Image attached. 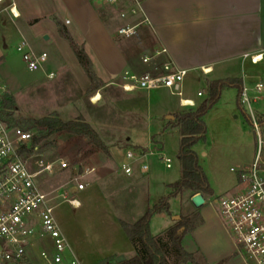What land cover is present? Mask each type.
<instances>
[{"label": "rangeland", "instance_id": "rangeland-1", "mask_svg": "<svg viewBox=\"0 0 264 264\" xmlns=\"http://www.w3.org/2000/svg\"><path fill=\"white\" fill-rule=\"evenodd\" d=\"M18 2L25 7L26 14L19 20L10 19L8 10L13 3ZM93 2L98 3V0ZM51 11L77 35L79 42L85 41L79 30H76L77 26L68 22L61 0H6L0 5V87L4 88L6 96L14 100L15 120H39L54 114L64 122L82 119L93 127L109 147L108 151L96 150L86 137L59 133L33 149L31 143L30 161L37 159L47 164L63 160L70 165L66 170H60L56 165L54 174L41 175L37 183L43 192L50 193L57 225L79 262L99 264L101 260L120 255L127 260L134 257L137 250L120 223L137 222L149 208L168 196L171 192L169 186L180 179L181 168L177 157L180 134L177 129H170L168 124L174 120L172 117L191 109L181 108V99L195 101L194 109L200 106L206 95L199 97L198 93L205 92L207 82L200 72H189L182 81L180 97L167 89L124 93L120 88L110 86L99 90L104 86L98 79L101 69L85 41L86 53L95 65L93 73L98 81L92 83L85 94H79L76 88L83 87L88 80L74 48L51 21L42 19L39 24L27 22L29 16L42 17L40 14L48 15ZM104 12L100 10L99 13L113 14L110 8ZM78 35L81 37L78 38ZM46 36L48 40H45ZM114 37L120 46H124L127 41L117 34ZM23 40L34 53L47 54V61L41 71L28 70L22 53L17 50ZM146 45L150 44L140 43L142 47ZM65 72L70 75L65 77ZM50 73L55 75L52 80L47 78ZM220 73L217 71L215 75L219 76ZM245 76L248 89H252L259 81L264 82V62L256 66L248 64ZM72 77H76V82ZM97 91L101 100L93 104L92 99ZM258 96L254 100L251 92V109L248 105L240 109L237 90L225 89L218 103L204 117L207 125L206 141L199 143L194 150L213 195L204 196L205 205L196 209L190 193L184 192L171 200L170 214L157 215L152 219L151 232L160 237L167 264H242L212 201L220 195L238 190V176L233 171L248 169L254 159L257 133L248 117L252 119V110L257 122L264 120V91ZM18 127L26 129L25 125ZM260 130L264 136V126H260ZM29 131L33 137L37 135V130ZM135 147H142L144 152L153 150L154 154L135 162L132 166L135 171L128 176L122 169L125 151ZM159 153L172 160L171 169H166ZM142 163L149 166L146 175H140ZM93 168L94 172L90 175H82L86 169ZM74 169L78 170L77 176L73 175ZM75 178L86 188L72 194V188L77 186ZM64 195L68 199L78 200L81 207L74 209L63 199ZM195 214L200 215L201 224L183 240V247L193 260L184 262L174 250L167 230L177 225L180 215ZM46 243L52 246L51 240L46 239ZM35 255L21 264H37Z\"/></svg>", "mask_w": 264, "mask_h": 264}, {"label": "built area", "instance_id": "built-area-1", "mask_svg": "<svg viewBox=\"0 0 264 264\" xmlns=\"http://www.w3.org/2000/svg\"><path fill=\"white\" fill-rule=\"evenodd\" d=\"M6 0H0L2 5ZM120 0H98L101 5H116ZM12 19L20 17L16 4L8 10ZM122 20L133 19L118 28L117 35L126 40H149L155 34V28L149 18L143 14L138 5L130 6L119 13ZM22 53L23 60L29 71H41L47 61V54L34 53L28 43L23 40L17 48ZM167 54L162 48L151 56H145L143 63ZM253 65L264 61V51L257 55H245ZM204 74L208 70H203ZM187 72L177 70L169 61L154 65L153 69L144 74L125 70L119 78L118 86L127 93L136 90L154 91L167 89L172 94L182 95V81ZM54 74H48L53 79ZM264 91V82L259 81L252 89L244 86L241 103L250 105V93L254 100ZM4 88L0 87V264H21L35 255L37 264H81L72 254V251L63 237L54 217V206L50 193L43 192L37 179L44 174L52 175L56 165L60 170L70 168L69 163L59 160L57 163L45 164L42 160L30 161V144L33 134L19 127H13L3 117ZM202 94L199 93V96ZM190 102L191 104H185ZM183 107H193L191 101L180 100ZM252 126L257 133V149L250 167L246 170L233 171L238 176V190L216 197L212 203L216 205L223 226L235 245L236 252L242 264H264V136L254 117L252 110ZM153 150H143L135 153L127 150L125 163L122 165L124 173L133 174V164L142 158L152 156ZM158 156L166 167L172 168V160L162 153ZM94 169H86L84 174L89 175ZM149 166L141 164L140 173L147 174ZM78 175V170H73ZM81 175V176H82ZM77 186L75 192L84 191L86 185L74 180ZM75 194V193H74ZM65 201L78 209L81 204L75 198ZM206 200V199H205ZM52 241V246L46 243Z\"/></svg>", "mask_w": 264, "mask_h": 264}, {"label": "crops", "instance_id": "crops-1", "mask_svg": "<svg viewBox=\"0 0 264 264\" xmlns=\"http://www.w3.org/2000/svg\"><path fill=\"white\" fill-rule=\"evenodd\" d=\"M61 2L65 6L68 22L77 26L101 69L98 79L104 86L99 90L110 86L120 88L117 84L125 70L144 74L164 61L171 62L177 70L186 71L187 74L200 72L206 82L238 78L242 79L246 87L245 68L248 64L256 65L249 58H245V55H257L264 51V0H120L112 6L101 5L93 0ZM15 4L20 15L17 19L19 20L26 14V10L22 3ZM133 5H138L149 18L155 34L149 40H127L124 46H120L114 34H117L119 27L134 20L124 21L119 13ZM106 8H110L113 14L103 15ZM100 10L102 14L99 13ZM40 15L42 17L29 16L27 22L34 21L39 24L42 19H47L56 27L51 20L55 12ZM9 17L12 19L10 15ZM146 42L150 45L140 46V43ZM162 48L167 49L166 55L148 64L143 63L145 56H151ZM203 70H208V73L204 74ZM217 71L221 75H215ZM64 74L65 77L70 75L69 72ZM72 78L76 82V77ZM86 78L88 82L83 87H75L79 94H85L91 86L89 78ZM97 92L95 97L100 95ZM204 95L206 90L201 96L198 93L199 97ZM182 100L191 101L194 106L183 107L180 104L181 108L196 110L195 101ZM107 148L109 150L108 146ZM141 148L135 147L126 151L136 152ZM71 193H76L74 188Z\"/></svg>", "mask_w": 264, "mask_h": 264}, {"label": "trees", "instance_id": "trees-1", "mask_svg": "<svg viewBox=\"0 0 264 264\" xmlns=\"http://www.w3.org/2000/svg\"><path fill=\"white\" fill-rule=\"evenodd\" d=\"M53 21L60 35L74 48L77 59L86 70L87 76L91 81V86L92 83H97L98 79L93 73V63L86 53V42H79L76 39L77 35H74V32L69 30L65 24H62L56 14L53 16ZM80 37L78 35V38ZM229 88L237 90V104L242 109L241 96L244 88L242 79L227 78L208 81L206 98L200 106L196 110L190 109L188 112L176 115L174 120L169 122L168 127L177 129L180 134L177 155L181 168L180 179L169 186L170 194L161 198L155 206L149 208L137 222L129 224L122 221L120 223L127 238L137 250L136 255L122 263H117L116 257H109L101 260L99 264H167L164 245L160 237L153 235L151 232L152 219L157 215L170 214L171 200L181 196L184 192H189L192 197L199 194L203 196L213 195L208 178L200 166L199 156L194 148L199 143L206 141L207 125L204 117L218 103L222 92ZM3 108V117L10 126L25 125V130L27 131L31 129L37 130V135L32 139V149L56 134L68 133L74 136L86 137L90 145L96 150L108 151L99 134L89 123L82 119L64 122L57 114H54L39 120L20 122L13 118L14 111H16L14 100L6 95L4 96ZM248 121L252 125L250 117H248ZM258 123L259 126H264V120ZM177 221V225L167 230V235L176 253L184 262H189L193 258L184 249L183 240L200 226L201 218L199 214L192 216L180 215Z\"/></svg>", "mask_w": 264, "mask_h": 264}, {"label": "water", "instance_id": "water-1", "mask_svg": "<svg viewBox=\"0 0 264 264\" xmlns=\"http://www.w3.org/2000/svg\"><path fill=\"white\" fill-rule=\"evenodd\" d=\"M48 39H49V38L46 36V37H45V40H48ZM171 119H174V118L172 117ZM205 203H206V200H205L204 196L201 195V194L192 197V204L194 205V207H195L196 209H200V208H202V207L205 205ZM177 219H179V217H177ZM124 261H125V257L122 256V255H120V256H118V257L116 258V262H117V263H122V262H124Z\"/></svg>", "mask_w": 264, "mask_h": 264}, {"label": "bare ground", "instance_id": "bare-ground-1", "mask_svg": "<svg viewBox=\"0 0 264 264\" xmlns=\"http://www.w3.org/2000/svg\"><path fill=\"white\" fill-rule=\"evenodd\" d=\"M101 100V97H100V95L99 96H97V97H94L93 98V100H92V102L94 103V104H97L99 101ZM185 104H191L190 102H186Z\"/></svg>", "mask_w": 264, "mask_h": 264}]
</instances>
